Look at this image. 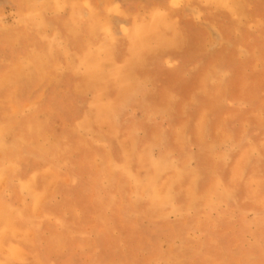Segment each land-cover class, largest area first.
Returning <instances> with one entry per match:
<instances>
[{
    "label": "rangeland",
    "instance_id": "374dc122",
    "mask_svg": "<svg viewBox=\"0 0 264 264\" xmlns=\"http://www.w3.org/2000/svg\"><path fill=\"white\" fill-rule=\"evenodd\" d=\"M0 264H264V0H0Z\"/></svg>",
    "mask_w": 264,
    "mask_h": 264
}]
</instances>
